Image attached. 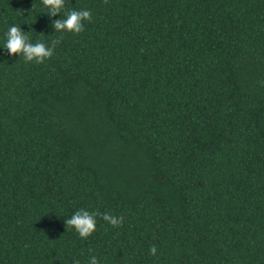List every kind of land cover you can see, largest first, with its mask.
I'll return each mask as SVG.
<instances>
[{"label": "trees", "instance_id": "16d2710c", "mask_svg": "<svg viewBox=\"0 0 264 264\" xmlns=\"http://www.w3.org/2000/svg\"><path fill=\"white\" fill-rule=\"evenodd\" d=\"M0 0V264H264V0ZM97 216L82 239L65 226ZM155 246L157 253L149 249Z\"/></svg>", "mask_w": 264, "mask_h": 264}, {"label": "clouds", "instance_id": "9594fccd", "mask_svg": "<svg viewBox=\"0 0 264 264\" xmlns=\"http://www.w3.org/2000/svg\"><path fill=\"white\" fill-rule=\"evenodd\" d=\"M64 4L65 0H41V5L46 10L48 16L56 17L59 15L60 17L53 21L52 27L54 32L81 33L84 30L83 22L91 21L92 19L91 12L87 9L79 11L71 9L61 18ZM59 42V40H54L50 45L42 41L32 43L20 25L12 24L8 26L7 31L4 33V40L2 46H0V50H7L9 56L18 55L19 59L23 58L25 62L35 61L37 64H40L53 56L54 48ZM98 215L113 227H119L123 223L122 216L112 215L108 212L102 214L98 212L90 213L85 209H80L73 213L71 217H66L64 223L66 229L72 228L80 238L86 239L96 230V218ZM149 252L155 256L157 248L152 246ZM74 264H79V261H74ZM89 264H100V262L93 255L89 260Z\"/></svg>", "mask_w": 264, "mask_h": 264}]
</instances>
